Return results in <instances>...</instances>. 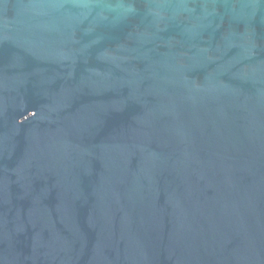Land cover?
<instances>
[{
    "label": "water",
    "instance_id": "water-1",
    "mask_svg": "<svg viewBox=\"0 0 264 264\" xmlns=\"http://www.w3.org/2000/svg\"><path fill=\"white\" fill-rule=\"evenodd\" d=\"M0 264H264V0H0Z\"/></svg>",
    "mask_w": 264,
    "mask_h": 264
}]
</instances>
